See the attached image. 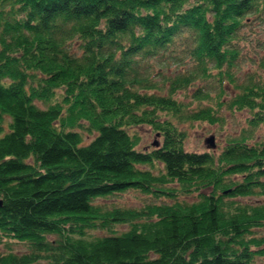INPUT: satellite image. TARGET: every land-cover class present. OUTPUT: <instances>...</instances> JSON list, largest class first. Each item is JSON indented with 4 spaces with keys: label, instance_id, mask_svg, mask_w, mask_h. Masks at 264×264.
Masks as SVG:
<instances>
[{
    "label": "trees",
    "instance_id": "16d2710c",
    "mask_svg": "<svg viewBox=\"0 0 264 264\" xmlns=\"http://www.w3.org/2000/svg\"><path fill=\"white\" fill-rule=\"evenodd\" d=\"M252 17L264 22V0H0V264H259ZM224 108L246 114L240 133L185 149L177 124L220 123ZM141 124L158 143L139 147ZM133 188L154 200H100Z\"/></svg>",
    "mask_w": 264,
    "mask_h": 264
},
{
    "label": "rangeland",
    "instance_id": "374dc122",
    "mask_svg": "<svg viewBox=\"0 0 264 264\" xmlns=\"http://www.w3.org/2000/svg\"><path fill=\"white\" fill-rule=\"evenodd\" d=\"M253 18V17H252ZM264 29V22L262 23L260 21V19L258 18H253L252 21L249 23V25L247 27H243L242 26V30H244V32L249 33L250 31H253L252 34L250 35V37L253 39L252 43H250V48L248 46L247 52L245 53L246 57H245V61L243 60L242 63V67L246 66L247 64H249V62H252V60L250 59L251 57H257V55L261 54V50H256L254 48L253 45H255V47H259L260 45L257 44L256 41V37L260 36ZM241 30V31H242ZM256 32V33H255ZM176 63L180 64V62L175 61ZM157 60H153L152 65L153 71L154 70H159V65ZM177 64H172V67H175ZM208 90H210L211 94L214 95V88H209ZM230 92H232V90H229ZM214 98L215 96H213L212 98L208 99V103L214 105ZM187 102L190 101V99L186 100ZM40 103V102H38ZM41 105H43V103H40ZM223 112L226 115V118L221 121L220 123H210V122H206V120L204 121H200V120H195L193 119V121H184L183 123H179L177 124V127L180 128L181 130L184 129L185 131V141L183 142V146H185V149H189V150H195L197 149L198 151H202V150H213L214 152H216L217 150H220L223 146V144L225 143L226 138L230 137L229 135H236L237 132L240 133L241 129H243L244 126H246L245 124V119L246 118V114L244 112L241 111H227L226 108L223 109ZM136 130L138 131V135H139V140H141V144H139V147L143 148H148L150 147V145L152 144L153 141L158 139V134L155 133L154 129H152V127L148 126V125H140V126H136ZM213 135L214 137V146L213 148H211V146H209L207 144V142H205L206 137L209 135ZM256 134V138L258 137H262V128L258 127L257 130L255 131ZM206 136V137H205ZM159 140V139H158ZM153 196L150 194H146L145 192H141L135 188L133 189H127V190H123V192L119 195H113L109 196L107 198H102L100 199L101 201L103 200L105 203L107 204H111V203H124L127 205H136V206H140L142 205V203H144V201H149V200H154L152 198ZM178 197H182L181 199H185L188 201L190 200H194L197 198V194H186V195H180ZM252 201L257 200L255 197H249ZM161 201H169L170 199H167V197L165 198H159ZM249 199V200H250ZM128 226L124 223L121 224H117V229L118 231H123L124 229H127ZM261 232H264V229H262ZM103 233L102 230L99 231H95V234H100ZM26 243L25 242H14L12 243V248L16 251H23L26 249ZM4 249L3 246H0V250ZM255 261L259 264H264V255L261 256H256L255 257Z\"/></svg>",
    "mask_w": 264,
    "mask_h": 264
},
{
    "label": "water",
    "instance_id": "95a60500",
    "mask_svg": "<svg viewBox=\"0 0 264 264\" xmlns=\"http://www.w3.org/2000/svg\"><path fill=\"white\" fill-rule=\"evenodd\" d=\"M205 137H206V136H205ZM205 142H207V144H208L209 146L213 147V146L215 145V144H214V137H213V135L211 134V135L207 136ZM156 143H158V142L155 141L154 144H156Z\"/></svg>",
    "mask_w": 264,
    "mask_h": 264
}]
</instances>
